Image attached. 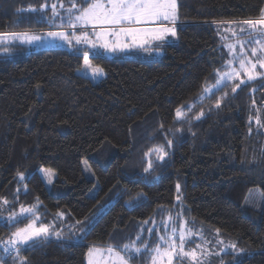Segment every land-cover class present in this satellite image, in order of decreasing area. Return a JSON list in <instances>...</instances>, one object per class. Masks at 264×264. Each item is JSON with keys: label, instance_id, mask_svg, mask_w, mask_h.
<instances>
[{"label": "trees", "instance_id": "16d2710c", "mask_svg": "<svg viewBox=\"0 0 264 264\" xmlns=\"http://www.w3.org/2000/svg\"><path fill=\"white\" fill-rule=\"evenodd\" d=\"M58 1L0 0V32L60 28L56 19L48 22ZM42 3L46 15L16 11ZM261 9L264 0H176L177 34L163 45V55L89 56L104 70L96 82L76 72L82 55L65 48L0 55V242L29 222H7L21 206H36L39 225L61 211L84 220L110 201L78 240L62 233L63 239L25 246L27 264H85L89 246L122 248L140 225L179 208L196 229H219L221 238L244 250L235 259L233 251L221 252L218 261L264 264V127L256 123L264 124V76L235 93L228 87L199 99L215 83L216 70L228 69L215 25L258 19ZM157 147L167 151L164 161ZM82 161L93 179L85 177ZM150 163L152 174L144 172ZM40 167L55 175L49 190ZM13 256L0 247L3 264H19Z\"/></svg>", "mask_w": 264, "mask_h": 264}, {"label": "snow or ice", "instance_id": "6c2138e0", "mask_svg": "<svg viewBox=\"0 0 264 264\" xmlns=\"http://www.w3.org/2000/svg\"><path fill=\"white\" fill-rule=\"evenodd\" d=\"M69 3L70 7L65 9L66 16L57 10L56 3H52V16L48 22L51 24L59 17L61 20L59 27L72 29L73 31L71 33L65 31H48L43 35H38L30 34L29 32H0V47H2L3 52L8 53L10 51L8 45L14 43L29 45L42 43L45 37H49L52 40H62L69 45L74 40L77 45L83 43L88 45L89 48H102L104 51L110 53L124 52L133 48L148 51L152 42L163 41L168 36L175 37L177 34L174 26L170 27L163 23L167 21L175 25L178 19L176 0H69ZM47 8V3H42L39 8L30 5L27 8H18L16 11L17 13L25 11L31 13L39 12L46 15L45 10ZM60 8H64L63 3H60ZM236 23L240 27L233 30V34L237 37L240 54H234L235 45H228L229 52L232 55V59L227 62V67L230 70H224L225 66L223 64L221 70H216L215 84L212 88L206 87L203 89L204 95L199 98L201 103L210 95H215L216 91H223L228 87H231L232 93H235L242 84L246 83L245 80L241 79V72L247 77V81H252L257 76L264 75V73L257 72L258 66L260 69H264V9L260 10V17L258 19H245ZM148 25H154V27H148ZM89 26L94 30L93 35L96 37L95 40L90 39L87 31ZM77 28L81 29L79 35L74 31ZM97 28L100 30L95 31ZM109 36H114L116 39L110 41L108 39ZM248 46H251V57H254L255 60L247 57L245 49ZM83 60L85 68L91 70L93 77H99L103 74V68L94 67L91 64L87 51L83 54ZM237 61L239 63V70L231 68L232 63ZM234 80H239V83L232 85L231 82ZM227 95L228 93L225 92L224 97H227ZM222 100L223 97L216 100L215 107L217 109L220 108ZM189 110H191V106H189ZM182 115V109L176 108L177 118H181ZM203 115L204 113L200 112L196 116V119H200ZM256 123L264 127V124H261L259 118L256 119ZM171 146L172 141L168 140L167 147L170 148ZM155 152L159 153L158 160L160 161H164L168 155L164 147H157ZM151 168L152 165L150 163L144 169V172L152 174L150 172ZM21 179H23L22 175ZM176 190L179 193V184H177ZM142 198H144V193H138L137 199ZM177 200H179V196ZM4 203L7 204L8 201L5 200ZM35 207L25 208L21 206L19 216L13 213L8 218L7 222L9 224H18L23 220H28L29 222L25 227L17 228L7 242H0L2 243L4 254L6 256H13V253H15L13 259L14 261L18 260L19 264H27V258L21 255V251L25 249V246H27V249H32L48 243L51 237H55L58 240L63 239L62 230H51L55 227L54 225L39 222V226H37L39 218L34 210ZM58 215L62 217L63 213H59ZM177 215H182V213L178 212ZM94 218L95 214H93L91 219L86 217L88 224H91ZM77 223H80V221H77ZM87 227L88 225H85L83 228L78 229V231L85 232V228ZM167 229L168 225L164 224L165 232H167ZM148 231L151 233L152 229H148ZM219 231V229H216V243L223 245V247L213 254L219 256L220 252H227L228 249H231L235 253L233 256V259H235L244 250L238 249L235 243L225 244L223 240H219ZM192 234V227L185 228V230L179 232L177 242V229L173 227L170 237L166 235L159 236L158 242L154 247L150 248L148 244L141 240V235L138 234L137 241H140L143 245L142 247L133 241L123 246V251L127 255H122L120 251H115L111 247L107 251L111 254L112 264H130V261L136 257L144 255L149 256L151 264H174V261L175 264H184L185 258L190 259L192 264H202L198 259L196 250L201 248L200 243H196L195 248L189 247L186 250V244L189 243L186 240V235L190 237ZM198 235L205 244L211 243V241L204 238L202 231ZM96 251L98 250L94 247L89 249V264H93L92 257ZM0 264H3L2 259H0ZM219 264H225L222 258L219 260Z\"/></svg>", "mask_w": 264, "mask_h": 264}, {"label": "rangeland", "instance_id": "374dc122", "mask_svg": "<svg viewBox=\"0 0 264 264\" xmlns=\"http://www.w3.org/2000/svg\"><path fill=\"white\" fill-rule=\"evenodd\" d=\"M68 2H69V0H68ZM60 3H62L61 0L58 1L59 5L57 7V10L62 15L66 16L65 9L70 7V5L67 6V4L66 5L63 4L64 8H60ZM78 6H79V4H78ZM58 8H60V9H58ZM51 16H52V13H51ZM56 20L59 24L61 23V20L59 17H57ZM163 23L170 26V27L174 26L167 21H165ZM176 23L177 22H175V25H176ZM148 27H154V25H148ZM239 27H240L239 24L230 23V22H228V23L220 22V23L215 25L217 35L223 41L222 47H223L225 54L227 56L226 57L227 62L232 59V55L229 52L228 45H230V44L235 45L234 54L235 55L240 54V48H239V45L237 43V37L233 34V30L238 29ZM99 30H100L99 28L95 29V31H99ZM48 31H65V32L71 33L73 30L68 29L67 27H60V28L50 29V30H47L44 32H33V31H28V32L30 34L43 35L44 33L48 32ZM74 31L76 32L77 35H79L81 29L77 28ZM87 31L89 33L90 39L95 40L96 37H95V35H93L94 30L89 26ZM108 39L110 41H112V40H115L116 38L114 36H109ZM157 42H159V43H157ZM157 42H152L148 51L142 50L140 48H133L131 50L124 51V52L110 53V52L104 51L102 48H97V49L89 48L88 45L83 44V43L77 45L74 40H73L72 44L69 45L62 40H52L49 37H45L44 41L42 43H34L31 45L14 43V44L8 45V47L10 49V51L8 53L3 52L2 47H0V55H4V56H7L9 58H12L13 54H16V56L22 57V56H25L28 52L33 51V50H39V49L48 48V47L65 48V49H68L72 53H77V54L82 55L81 67L79 69H77L76 72L82 76L89 78L91 80V82H96V81H99L100 79L104 78V72L99 77H93L91 70L85 68V66H84L83 54L85 51H87L89 53V56H92V55H99V56L125 55V56L130 57V58L154 60V59L160 58L163 55V46L161 45L162 42L165 44L175 42V37L168 36L165 40L157 41ZM245 53H246L248 58L255 60L254 57H251L249 46L246 47ZM237 63H238V61L232 63L231 68H234V65H236ZM91 64L94 67H98V66L94 65L92 62H91ZM227 70H230V69H227ZM257 72L258 73H264V69H260L258 66ZM263 76L264 75L257 76L256 79L263 77ZM241 79L248 82L246 76L244 78H241ZM256 79H254V80H256ZM214 84L206 85L204 88H206V87L212 88ZM203 95H204V92L202 93L201 96H203ZM155 154H157V152H155ZM81 166H82V171H83L85 177L89 178V179H93L90 170L87 168V166L85 164V161H82ZM38 174L42 179L44 187L47 190H49L50 186H51V184L55 178L54 173L49 169H46L44 167H40L38 169ZM95 189H96V185L94 184L93 188L89 191L88 195L93 196L95 193ZM175 201H176V207H177V203H178L177 198ZM109 204H110V201L105 202L103 204V207H101V206L97 207V209L88 217L91 219L93 217V214H95V218L92 219V223L94 222V220H96V218L102 212H104L106 210V208ZM25 208H27V207H25ZM34 210H36V207ZM178 212L182 213V210L179 208L177 213ZM13 213H16L19 216L20 215V207L17 210L8 214L7 218L12 216ZM59 213H63V216L62 217L59 216L58 215ZM41 220H44V219L40 218V221ZM43 223H45V222H43ZM92 223L88 224L87 219L81 220L80 223H77V221L70 218L65 211H61V212H58L56 214L53 221H50V222L47 221L45 224L54 225L59 230H62V233L68 234L73 239L78 240L89 229V227L92 225ZM164 224L168 225L167 232H165V230H164ZM85 225H88V227L85 228V232L78 231V229L83 228ZM37 226H39V225H37ZM173 227H175L177 229V242H178L179 232L185 230V228H187V227H192L193 228V234L190 237L186 235V240L189 241V243L186 244V250H188L189 247L195 248V244L200 243L201 248L196 249V250L198 253V259L202 262V264H219V261H218L219 256L213 254L215 252H218L220 250V248L223 247V245L216 243L217 234H213L211 231H205V230L200 229V228L196 229L194 226L189 224L188 220H186L183 213H182V215L176 214V215L172 216L170 214H167L166 216H159V217H157L156 221H153L152 223H149L146 226L140 225L137 229V233H136V236L133 239V241H135L138 246H141V247L143 246L140 243V241H137V235L139 234V235H141V240L144 243L148 244L150 248L154 247L156 245V243L158 242L159 236L166 235V236L170 237L171 230ZM148 229H152V232L149 233ZM201 231L204 233V238L208 241H211V243L205 244L204 241L200 239L198 233ZM218 239L223 240L225 244L231 243V242L221 238L219 235H218ZM0 247H3L2 244H0ZM93 247L98 250V251L94 252V254H93V257H92L93 264H112V261L110 258L111 254L107 251L108 248L107 247H100V246H93V245L89 246L87 249V252L85 255V264H89L88 252H89V249L93 248ZM162 247H163V245H162ZM112 249H114L115 251H120L122 255H127V253H124L123 247L117 248V249L112 248ZM227 251H233V250L228 249ZM130 264H151V262H150L149 256L144 255V256L136 257L135 259L130 261ZM174 264H175V261H174ZM184 264H192V261L188 258H185Z\"/></svg>", "mask_w": 264, "mask_h": 264}, {"label": "crops", "instance_id": "0c3cea01", "mask_svg": "<svg viewBox=\"0 0 264 264\" xmlns=\"http://www.w3.org/2000/svg\"><path fill=\"white\" fill-rule=\"evenodd\" d=\"M176 24H177V23H176ZM175 26H176V25H174V27H175ZM157 43H159V42H157ZM163 44H165V43H163V42H162V44H161V45L163 46Z\"/></svg>", "mask_w": 264, "mask_h": 264}]
</instances>
